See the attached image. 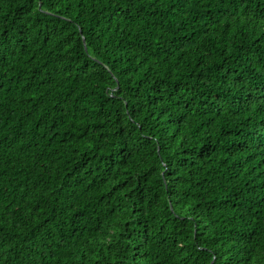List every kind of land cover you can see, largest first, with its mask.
I'll use <instances>...</instances> for the list:
<instances>
[{"label":"trees","instance_id":"1","mask_svg":"<svg viewBox=\"0 0 264 264\" xmlns=\"http://www.w3.org/2000/svg\"><path fill=\"white\" fill-rule=\"evenodd\" d=\"M0 264H264V0H0Z\"/></svg>","mask_w":264,"mask_h":264}]
</instances>
